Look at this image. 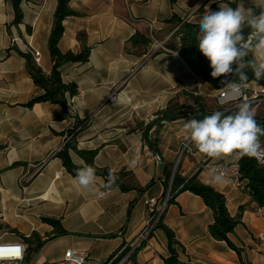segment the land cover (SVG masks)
<instances>
[{"label": "crops", "instance_id": "0c3cea01", "mask_svg": "<svg viewBox=\"0 0 264 264\" xmlns=\"http://www.w3.org/2000/svg\"><path fill=\"white\" fill-rule=\"evenodd\" d=\"M223 2L236 7L230 0ZM244 2L246 7L252 6L250 0ZM220 3L69 0V7L77 15L63 20L58 48L78 53L81 45L77 35L82 33L90 52L86 63L61 68L62 81L74 83L78 91L75 97H67L65 112L51 103L24 106L40 90L27 73L25 59L15 50L7 53L11 46L20 52L30 49L37 53V66L49 74L52 63L47 40L57 0H21L22 20L18 24L14 23L11 0H0V225L26 237L35 233L42 242L23 264H69L63 262L68 250L85 251V264H98L142 228L147 201L163 193V167L173 166L186 141L182 127L188 120H160L151 125L146 136L132 131L135 123L152 121L173 99L197 115L214 112L211 105L216 106L217 90L203 80L202 96L182 89V83L192 78V66L200 62L201 55L190 50L183 55L167 50V45L178 39L172 33L176 27L166 21L176 15L182 22L198 24L203 15L198 12L201 6L206 10L214 4L219 10ZM147 23H152V35L163 49L149 39ZM192 55L196 63L191 61ZM196 99L204 110L195 106ZM75 123L80 127L76 133L78 148L97 149L94 163L98 167L131 172L135 185L143 188L141 192L103 191L99 186L93 192L78 186L76 176L69 175L53 156L63 144L61 134ZM70 158L81 165L75 154L70 153ZM207 158L190 142L178 164L181 175L191 174ZM134 159L138 163L130 166ZM211 160L220 164L236 161L233 157ZM207 174H197L205 185ZM211 187L224 196L232 216L240 212L241 224L228 234L240 257L225 242L208 234L211 210L199 196L186 191L177 195L163 217L164 225L184 248V252L177 248L178 259L185 264H264V245L257 241L264 233V208L257 207L245 188L236 187L233 181ZM43 217L58 220L66 234L53 236V228L41 221ZM167 255L166 236L158 229L133 262L163 264Z\"/></svg>", "mask_w": 264, "mask_h": 264}, {"label": "trees", "instance_id": "16d2710c", "mask_svg": "<svg viewBox=\"0 0 264 264\" xmlns=\"http://www.w3.org/2000/svg\"><path fill=\"white\" fill-rule=\"evenodd\" d=\"M21 0H11L14 11L15 20L14 23L18 24L22 20V13L19 7ZM175 1V0H171ZM69 0H57L56 8L53 15L52 28L47 40V48L51 60V70L49 74L44 73L36 64L33 57V53L30 49L25 52L18 51L14 46L7 49V53L10 50H15L18 55L25 59V66L27 73L31 78L33 84L40 90V93L30 98L25 104V107L30 108L36 103H51L60 106L65 112L67 111V97L73 98L77 95V87L74 83H64L61 77V68L66 64H84L88 61L90 48L85 44V37L82 33L77 35V40L81 45V50L78 53H73L72 51L62 52L58 48V44L63 35V20L66 17L76 16L77 13L74 12L68 5ZM206 10L217 11L214 4L208 6ZM203 6L198 9L199 13H205ZM171 27H177L180 23L181 25L175 31L174 36L177 37L178 42L175 44H168L167 50L175 51L183 55L184 51L190 50L196 55L200 56V51L197 42V35L199 34V25L191 24L188 22H182L179 17L173 15L169 20L166 21ZM247 32V29L245 30ZM134 36L130 39L134 42ZM144 42H148L145 41ZM251 57H249L250 59ZM196 65L192 66L193 72L199 75L204 82L209 84L213 89L219 90L223 87L221 83L222 80L233 79L232 76L213 78L211 76L212 69L209 62L203 61L201 58ZM249 80L247 83L256 80L252 71L248 70ZM259 81V80H257ZM195 106L200 110H204V105L199 99L195 100ZM187 107L181 105L177 100L173 99L169 101L163 110L156 113L155 118L152 121L144 124L142 121L136 122L132 131L141 132L142 136H146L151 125L157 123L160 120H174L177 118H183L186 120L196 118L203 119L205 115H210L209 113H202L197 115L193 111H186ZM232 114V113H226ZM256 118V117H255ZM257 122L261 127H264V117L256 118ZM80 129L79 124L75 123L66 133H62L63 144L62 146L54 152L53 156L61 161V164L65 171L75 177L78 168L82 165H76L71 161L70 153L75 154L81 161L86 165H91L96 168V174L101 177L104 181H107L109 169L107 167H98L94 163L95 156L97 154V149L87 150L79 149L78 142L76 139V133ZM240 173V181L250 195L252 201L259 208H264V164H258L254 158H249L244 156L237 161ZM172 165L167 164L163 167L162 175L160 181L163 187V193L165 194L168 189V182L171 176ZM199 172V171H198ZM198 172H192L189 175H181L180 167L177 166L172 183L170 185V199L168 201V206L173 204L175 198L179 193L190 192L196 196H199L204 204L212 212V222L207 227L208 234L217 241H223L226 245L233 250L239 257V249L229 240L228 234H230L235 227L241 224L240 212L239 214L232 216L225 205V198L222 194L217 192L211 186L203 184L197 174ZM118 179L112 189H119L121 192H127L129 190H136L141 192L143 188L138 187L134 183V178L131 172L121 170L116 173ZM103 191H108L109 189H103ZM164 214L160 217L158 223L156 224L155 230H162L167 239V257L163 258V264H185L178 259L177 248L181 252H184L182 245L175 239V236L171 230H169L163 223ZM41 221L50 225L53 228V236L65 235L66 232L62 229L58 220L52 218H41ZM1 229V227H0ZM11 232L21 239L27 246V254L25 260L29 255L35 252L42 244L40 240L37 239L36 234L32 233L29 237H26L16 229H11ZM142 245L135 251V254L143 247Z\"/></svg>", "mask_w": 264, "mask_h": 264}, {"label": "clouds", "instance_id": "9594fccd", "mask_svg": "<svg viewBox=\"0 0 264 264\" xmlns=\"http://www.w3.org/2000/svg\"><path fill=\"white\" fill-rule=\"evenodd\" d=\"M230 2L236 7L221 0L219 10H206L199 18L198 47L210 62L213 78L233 77L221 81L220 103L240 102L235 104L232 114L214 111L203 119L192 118L183 124L182 131L185 139L208 158L238 160L247 156L264 164V146L260 141L264 127L257 122L256 109L245 95L249 69L256 80L264 79V0H250L251 7H246L244 0ZM137 163L134 159L130 166ZM81 165L75 179L82 190L95 192L98 186L110 190L118 179L113 169H109L104 181L97 176L95 167L83 161ZM231 182L216 167L209 170L205 180L208 186ZM25 252L26 245L21 242L0 241V264H20Z\"/></svg>", "mask_w": 264, "mask_h": 264}, {"label": "built area", "instance_id": "2783aa9c", "mask_svg": "<svg viewBox=\"0 0 264 264\" xmlns=\"http://www.w3.org/2000/svg\"><path fill=\"white\" fill-rule=\"evenodd\" d=\"M147 25L149 27V39L154 42L156 48L163 49L162 44L156 42L152 35V29H153L152 23H147ZM180 25L181 23L173 30L172 33L177 31ZM33 57L35 59L37 57V53H33ZM201 83H202V78L199 75L193 73V76L189 81L182 83V89L187 90L193 96H202L203 94L201 91ZM245 95L247 96L248 101L251 103V105L256 109V113L258 112V110L264 109V79H260L259 81L253 80L249 82ZM239 102L240 101H235L232 103H225V104L220 103L219 90H217L215 95V103L217 109L215 111H222L225 114L233 113L236 110L235 104ZM189 143L190 141L186 140L181 150L177 153L175 162L172 166L171 176L168 182V189L165 192V194L163 196H160L159 198H151L147 201L146 218L142 228L138 231V233L131 241L123 242L115 252H113L106 259L100 261L98 264H135L133 262L135 251L149 241L156 224L158 223L160 217L165 213L168 207V201L170 199V185L172 183L173 174L180 160L183 158V155L186 152ZM190 155L194 156L193 153H191ZM236 161H233L228 164H220L217 162H213L211 159L207 158L198 164L194 172H198V171L209 172L211 168L216 167L221 171H223L224 173H226L227 177L233 181L236 187L243 188L240 181L239 167ZM257 163L261 164L258 161ZM0 241H15L25 244L21 239H16V240L0 239ZM257 241L259 242V244L264 245V233L258 235ZM26 251H27V246H26ZM25 256H26V252L24 254L23 261L20 262V264L24 263ZM87 259H88L87 253L82 250H68L63 256V262L69 264H85Z\"/></svg>", "mask_w": 264, "mask_h": 264}, {"label": "rangeland", "instance_id": "374dc122", "mask_svg": "<svg viewBox=\"0 0 264 264\" xmlns=\"http://www.w3.org/2000/svg\"><path fill=\"white\" fill-rule=\"evenodd\" d=\"M174 42L175 43H177L178 41H175L174 40ZM200 55H201V59L203 60V61H205V62H209V60L200 52ZM198 59V58H197ZM191 61H193L194 63H196V58H195V56L194 55H192V57H191ZM210 63V62H209ZM211 109H213V110H216L217 109V107L215 106V104L213 103L212 105H211ZM260 118V117H264V110H260L259 112H257L256 113V118ZM260 141H261V144H262V146H264V136H261L260 137ZM0 227H1V229H0V237H3V238H15L16 237V235H14L12 232H11V230H10V228L8 227V226H5V225H3V224H1L0 225Z\"/></svg>", "mask_w": 264, "mask_h": 264}]
</instances>
